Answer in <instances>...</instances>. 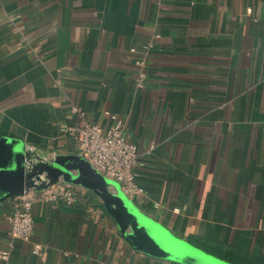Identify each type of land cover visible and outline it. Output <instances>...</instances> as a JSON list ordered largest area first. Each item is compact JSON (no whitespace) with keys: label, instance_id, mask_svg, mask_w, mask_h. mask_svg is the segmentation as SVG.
I'll return each mask as SVG.
<instances>
[{"label":"crops","instance_id":"0c3cea01","mask_svg":"<svg viewBox=\"0 0 264 264\" xmlns=\"http://www.w3.org/2000/svg\"><path fill=\"white\" fill-rule=\"evenodd\" d=\"M104 111L125 118L144 162V195L126 196L143 214L211 255L239 254L230 263L264 264V0H0V138L78 154L60 126L108 127ZM75 185V204H33L31 241L0 264H186L132 248ZM6 193L0 251L21 195Z\"/></svg>","mask_w":264,"mask_h":264},{"label":"water","instance_id":"95a60500","mask_svg":"<svg viewBox=\"0 0 264 264\" xmlns=\"http://www.w3.org/2000/svg\"><path fill=\"white\" fill-rule=\"evenodd\" d=\"M59 180L80 184L100 198L126 242L136 250L186 264H233L175 237L143 214L116 181L96 172L81 155L50 157L0 138V189L7 192L5 197L22 195L31 188L43 190Z\"/></svg>","mask_w":264,"mask_h":264},{"label":"built area","instance_id":"2783aa9c","mask_svg":"<svg viewBox=\"0 0 264 264\" xmlns=\"http://www.w3.org/2000/svg\"><path fill=\"white\" fill-rule=\"evenodd\" d=\"M150 46L151 44H147L144 47L148 49ZM131 50L134 51L133 48ZM136 62L139 67L135 79L136 86L142 88L147 79L146 60L138 58ZM72 112H79L84 116L78 108L73 107ZM103 117L110 120L108 127L84 120L79 126L62 124L60 131L73 140L78 154L86 159L96 172L116 181L125 196L130 199L141 197L145 190L137 182V169L144 165V162L140 160L136 144L127 137L125 118L110 111H104ZM80 198L81 193L77 185L62 180L43 190L31 188L13 198V210L8 219V235L11 241L8 249L0 251V258L9 257L15 239L31 241L34 229L33 204L36 201L62 200L72 205ZM42 249L43 246L36 242L32 252L40 255Z\"/></svg>","mask_w":264,"mask_h":264},{"label":"trees","instance_id":"16d2710c","mask_svg":"<svg viewBox=\"0 0 264 264\" xmlns=\"http://www.w3.org/2000/svg\"><path fill=\"white\" fill-rule=\"evenodd\" d=\"M192 239H193V241H192L191 243H192L193 245H195V246H197L198 248H200V249H202V250H204V251L207 252V249L204 248V247H202L201 244L198 245V242H199L198 239H195V238H192ZM216 250H217V252L213 253L214 255H216V256H218V257H220V258H222V259H225V260H227V261H230V262H233V263H237V261H236L235 259L238 258L237 255H239V254H236L235 252H232V253H230V252H222L220 248H216ZM242 256H243V255H242ZM241 259H242V258H241ZM241 259H240V260H241ZM238 263H239V264H244L243 262L240 263V261H238Z\"/></svg>","mask_w":264,"mask_h":264}]
</instances>
